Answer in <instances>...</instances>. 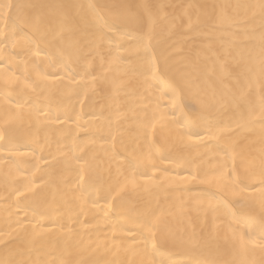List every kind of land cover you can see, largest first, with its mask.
<instances>
[{
    "label": "bare ground",
    "instance_id": "6f19581e",
    "mask_svg": "<svg viewBox=\"0 0 264 264\" xmlns=\"http://www.w3.org/2000/svg\"><path fill=\"white\" fill-rule=\"evenodd\" d=\"M0 264H264V0H0Z\"/></svg>",
    "mask_w": 264,
    "mask_h": 264
}]
</instances>
